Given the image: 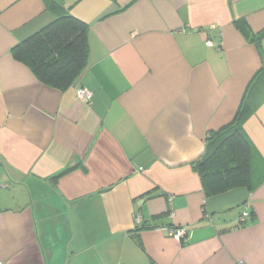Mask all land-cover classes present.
I'll return each mask as SVG.
<instances>
[{"label": "crops", "instance_id": "crops-1", "mask_svg": "<svg viewBox=\"0 0 264 264\" xmlns=\"http://www.w3.org/2000/svg\"><path fill=\"white\" fill-rule=\"evenodd\" d=\"M54 1L89 26L65 89L12 52L50 0H0V264H264V181L207 196L193 167L249 91L264 160V0Z\"/></svg>", "mask_w": 264, "mask_h": 264}, {"label": "trees", "instance_id": "trees-1", "mask_svg": "<svg viewBox=\"0 0 264 264\" xmlns=\"http://www.w3.org/2000/svg\"><path fill=\"white\" fill-rule=\"evenodd\" d=\"M49 4L57 18L15 46L12 52L42 82L65 89L75 83L87 66L89 26L74 17L62 3L50 0ZM263 77L264 69L258 73L257 80ZM257 105L250 91L247 92L234 120L209 132L207 150L193 164L207 196L241 186L252 190L264 181V160L244 128Z\"/></svg>", "mask_w": 264, "mask_h": 264}, {"label": "built area", "instance_id": "built-area-1", "mask_svg": "<svg viewBox=\"0 0 264 264\" xmlns=\"http://www.w3.org/2000/svg\"><path fill=\"white\" fill-rule=\"evenodd\" d=\"M206 45L214 46L215 42L212 39H207ZM77 92H78V97L81 98L82 100H84L86 102H90L92 100L93 93L90 90H88L84 87H79ZM249 215H250V211L248 210V208H245L244 211L242 212L241 217H240V223L244 224ZM137 219L139 221H141L142 215L140 214ZM170 234L172 236H174L175 238H177L178 240L184 241L187 232H186L185 228L179 227V228L171 230Z\"/></svg>", "mask_w": 264, "mask_h": 264}]
</instances>
